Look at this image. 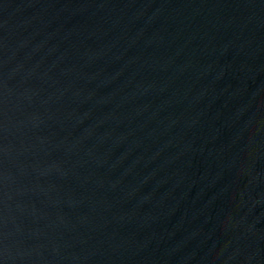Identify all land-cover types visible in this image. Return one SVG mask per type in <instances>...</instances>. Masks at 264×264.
Instances as JSON below:
<instances>
[{
	"label": "water",
	"instance_id": "obj_1",
	"mask_svg": "<svg viewBox=\"0 0 264 264\" xmlns=\"http://www.w3.org/2000/svg\"><path fill=\"white\" fill-rule=\"evenodd\" d=\"M0 264H264V0H0Z\"/></svg>",
	"mask_w": 264,
	"mask_h": 264
}]
</instances>
